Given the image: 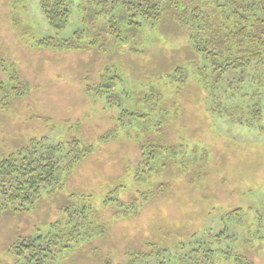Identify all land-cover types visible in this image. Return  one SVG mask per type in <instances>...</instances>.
I'll use <instances>...</instances> for the list:
<instances>
[{"label":"rangeland","instance_id":"374dc122","mask_svg":"<svg viewBox=\"0 0 264 264\" xmlns=\"http://www.w3.org/2000/svg\"><path fill=\"white\" fill-rule=\"evenodd\" d=\"M85 1L67 0L69 19L56 30L39 0H0V159L40 139L92 146L29 210L0 198V264L15 260L8 246L16 238L66 222L67 208L84 225L79 243L53 264L127 263L133 256L135 264H158L141 257L154 245L177 251L184 244L188 252L208 243L213 264H264V90L260 120L239 124L227 111L245 110L249 89L229 72L214 88L204 86L197 73L204 61L185 28L165 17L138 29L122 24L124 34L108 39L105 14L85 24ZM74 30L79 49L38 44ZM177 67L188 73L179 89L169 75ZM103 76L120 106L90 91ZM18 82L27 85L22 95L6 97ZM150 90L161 102L144 101Z\"/></svg>","mask_w":264,"mask_h":264},{"label":"trees","instance_id":"16d2710c","mask_svg":"<svg viewBox=\"0 0 264 264\" xmlns=\"http://www.w3.org/2000/svg\"><path fill=\"white\" fill-rule=\"evenodd\" d=\"M39 3L51 28L60 30L66 25L70 16L67 0H39ZM84 5L88 6L89 13L84 20L85 24L95 19L99 13L105 14L103 30L108 39L124 34L120 27L122 24L138 29L145 22L154 24L168 17L179 27L186 29L192 51L204 61L197 68L204 86L214 88L229 72L235 73L237 81L244 83V87L249 89L252 102L246 105L245 110L237 107L227 111L231 115L229 118L250 127L262 117L264 0H88ZM79 33L74 30L70 37L62 39L46 37L38 44L50 48L79 49ZM97 39L98 35L90 43L94 44ZM169 75L171 81L177 84V89L185 84L188 77V73L179 67ZM210 78L211 83L207 84ZM102 79L104 83L87 89H96L95 93L100 90L98 94L104 91L109 105L120 106V97L105 85L110 78L103 76ZM16 87L6 97L12 93L20 95L21 91L18 90L23 92L27 85L18 82ZM143 98L149 105L162 100L161 94L155 90L143 94ZM235 112L241 114L233 117ZM101 138H106V135ZM43 142L45 144L41 145ZM160 148L154 149L152 153L157 155L162 151ZM91 149L92 146H79L76 139L56 145L41 139L33 141L16 153L0 159V198L13 209L29 210L41 198L43 190L56 184L62 171L69 170ZM168 149L175 152L174 148ZM66 210V222L53 224L45 234L18 237L10 243L8 252L15 259L12 264H53L59 253L76 246L84 223L73 219L71 211L68 208ZM78 213L82 214L83 221L87 217L88 208L82 207ZM222 236V233H217L215 238L219 241ZM210 245L204 249L202 247V251L196 248L188 252L185 251L184 244L177 251L159 249L154 245L148 254L138 256H152L158 260V264H168L171 263L170 260L175 261L173 264H213L214 251ZM240 259L241 257L236 256L234 261ZM136 260V256H133L127 263L116 264H135ZM249 262L247 261L252 264ZM104 263L112 264L111 260H105Z\"/></svg>","mask_w":264,"mask_h":264}]
</instances>
